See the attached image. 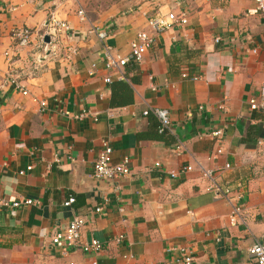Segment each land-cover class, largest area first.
I'll list each match as a JSON object with an SVG mask.
<instances>
[{
    "label": "crops",
    "instance_id": "1",
    "mask_svg": "<svg viewBox=\"0 0 264 264\" xmlns=\"http://www.w3.org/2000/svg\"><path fill=\"white\" fill-rule=\"evenodd\" d=\"M158 9L187 10L189 22L158 36L140 64L128 63L125 80L105 70L103 44L126 55ZM50 16L75 36L56 50L48 45L37 67ZM24 27L31 44L15 51L11 33ZM92 28L108 38L102 43ZM66 47L76 49L68 59ZM262 86L264 14L254 0H0V195L40 202L15 217L0 212V264H180L166 252L172 246L186 247L193 264H251L248 247L264 242V115L248 99ZM150 107L168 111L169 133L142 116ZM217 128L219 141L209 136ZM102 140L114 163L128 159V177H94ZM198 165L217 169L221 185L243 187L244 225L230 226V206L207 192ZM69 197L74 203L64 207ZM76 214L85 218L83 239L100 240L99 252L64 254L50 244Z\"/></svg>",
    "mask_w": 264,
    "mask_h": 264
},
{
    "label": "built area",
    "instance_id": "2",
    "mask_svg": "<svg viewBox=\"0 0 264 264\" xmlns=\"http://www.w3.org/2000/svg\"><path fill=\"white\" fill-rule=\"evenodd\" d=\"M204 3H208L210 0H202ZM256 5V10L264 14V0H254ZM12 8L10 11H14ZM78 17L81 21L86 19L85 13L82 10L78 11ZM190 12L187 10H180L179 12L167 11L165 13L161 10H156V12L148 17L147 19V30L141 31L137 34L136 39L131 41L129 44V51L126 55H121L113 51L108 45L103 44L102 57L104 61L105 70L117 75L120 80H125L123 69L124 67L132 62L135 64H140L146 52L155 43L158 36L166 33L167 31L174 29L176 27H183L188 24L190 18ZM43 33L38 36L40 38V45L36 47L34 53V62L37 67L43 62L45 56H42L47 50V46L54 44L52 50L57 49L58 42L63 40L74 39L73 30L65 21H60L57 18L50 16L48 20L42 26ZM90 34H95L99 41L102 43L108 38V34L105 31L98 30L97 28H92L89 31ZM33 31L27 27L14 29L11 33V37L14 40V48L20 49L27 47L31 44ZM48 37L49 41L45 42L44 38ZM219 39L216 38V42ZM67 54L65 58L68 59L70 55L76 53L75 48L66 47ZM6 60H10V51L4 53ZM96 66L91 64L88 74L90 76L95 75ZM182 78H187V75H182ZM193 81L198 80V78L193 77ZM105 83L110 84L111 78L108 76L104 79ZM12 83L16 87H20L19 83L15 80ZM3 86V84H2ZM151 90H155V86H150ZM22 95L26 96L27 91L23 90ZM41 108L45 107V102H38ZM248 104L251 111H258L264 115V86L261 87L259 93L250 99H248ZM202 110V107H198ZM219 110H225L224 104L218 105ZM63 115L70 117L67 111L62 112ZM153 115L158 120L157 132L158 134H167L171 131V123L169 113L166 109H161L157 107H150L142 112V116L146 117L148 115ZM84 115H80L76 118H82ZM192 113L187 112V118H191ZM224 128L213 129L209 136L213 139L220 140L223 136ZM184 148L181 143L175 145V152L181 154ZM222 148L216 150L212 155V158H216L222 153ZM112 148L107 140L101 141V150L98 154L94 165V177L98 180L110 181L115 179H120L128 177L131 174V170L128 166V159H122L120 162L114 163L112 161ZM72 160V159H71ZM159 163L154 164V168H158ZM229 165L225 164L224 169H228ZM32 167L27 166L25 169L18 171L19 176H23ZM193 167L188 166L183 169L182 172H190ZM201 175V178L207 182L206 190L211 193L215 198L223 199L230 206L231 212L229 215L230 226H237L239 224L244 225L245 220L243 217V201L244 192L242 186L237 185L235 187L231 185H221L217 182V169H207L201 165H198L197 169ZM171 177L176 178V175H171ZM74 203V198L69 197L63 202L64 207H70ZM40 205L39 201H34L31 199H10L0 195V212L6 213L10 217H15L17 210L24 206H36ZM102 208H96L95 212L98 213ZM85 227V218L81 214H76L73 219L64 227L60 232L54 233L50 237V244L58 250H61L64 254L67 251L79 250L85 254L87 253H97L101 250L102 244L100 240L91 237L89 240L83 239V229ZM122 236L115 239L116 243H121ZM176 263L180 264H193L192 253L183 246H172L166 250ZM248 256L250 257L251 264H264V242L255 241L247 249Z\"/></svg>",
    "mask_w": 264,
    "mask_h": 264
},
{
    "label": "water",
    "instance_id": "3",
    "mask_svg": "<svg viewBox=\"0 0 264 264\" xmlns=\"http://www.w3.org/2000/svg\"><path fill=\"white\" fill-rule=\"evenodd\" d=\"M44 41H45V42H48V41H49V38H48V37H45V38H44Z\"/></svg>",
    "mask_w": 264,
    "mask_h": 264
}]
</instances>
